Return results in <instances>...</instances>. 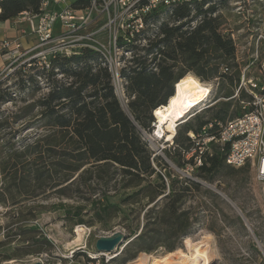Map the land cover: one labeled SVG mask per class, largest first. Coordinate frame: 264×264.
Instances as JSON below:
<instances>
[{"label": "trees", "instance_id": "obj_1", "mask_svg": "<svg viewBox=\"0 0 264 264\" xmlns=\"http://www.w3.org/2000/svg\"><path fill=\"white\" fill-rule=\"evenodd\" d=\"M228 1H184L145 18L147 27L133 38V43L138 44L124 46L131 58L118 74L126 112L115 93L112 73L93 50L82 49L68 57L58 55L49 59L48 67L37 70L30 65V71L36 70L34 76L46 81L48 92L23 111H37L35 121L45 134L20 150H9L0 161V207L17 206L45 189L55 190L58 198L69 199L67 191L80 186L73 180L76 175L79 180L100 181L105 187L115 181L123 192L117 203L103 194L82 207L60 204L64 219L75 226L82 224V215H89L93 221L89 226L99 224L106 229L113 220L125 221L130 215L142 214L143 226L139 231L126 226V244L110 264H128L140 254L179 249L176 247L197 222L187 202L199 194L216 198L199 183L212 185L225 174H235L249 166H227L224 154L212 146L211 155L203 156L202 165L192 172L199 180L183 178L153 157L141 132L153 131V111L167 104L175 85L188 74L200 82L218 81L226 86L222 95L225 101L177 126L172 146L165 152L174 169L184 170L192 163L185 160L193 147L189 133L196 135L209 123H225L241 116L237 105L248 97L241 93L237 99H230L238 86L240 70L235 62L234 42L223 28L221 12ZM87 5L88 0H77L71 7L82 9ZM38 7L39 0H3L0 22L22 12L36 13ZM161 19L167 21L160 22ZM141 42L146 44L140 47ZM118 45L123 46L121 40ZM57 75L61 80L56 79ZM34 76H29L28 87L22 81V89L37 91ZM0 100L3 101L1 96ZM207 113L210 115L205 120ZM210 133L215 134V128ZM20 209L5 228L0 226V234L4 230L0 249L14 244L0 252V264L52 253V242L37 226L22 222ZM255 253L258 254L256 250ZM82 257L88 263L96 261L83 253Z\"/></svg>", "mask_w": 264, "mask_h": 264}, {"label": "rangeland", "instance_id": "obj_2", "mask_svg": "<svg viewBox=\"0 0 264 264\" xmlns=\"http://www.w3.org/2000/svg\"><path fill=\"white\" fill-rule=\"evenodd\" d=\"M75 1L77 0H66L65 5H72ZM238 2L242 7L239 13L238 7L235 6ZM61 7H64V4ZM54 10L58 13L59 8H54ZM221 16L225 19L223 26L225 33L229 34L234 42L235 62L238 69L241 72L245 66H249L248 75L251 77L258 75L259 66L264 62V0H229L226 9L222 10ZM53 29L55 33L62 31L58 19L55 21ZM259 36H262L263 39H259ZM102 38L103 40L100 41L105 42V36ZM145 44V42H141L140 47ZM24 51L27 50H21L20 55L0 60V96L3 100H0V161L5 159L9 150H20L22 146L45 134L35 121L37 111L26 114L23 111L29 103L38 100L48 92L43 77L34 76L36 70L45 65L42 61L40 64L36 62L34 64L36 70L30 71V60L38 51L26 55L23 54ZM106 52L109 53L108 59L113 74L116 72L118 76V79L113 80L115 93L122 109L126 112V100L118 74L119 70L131 58V53L127 50H106ZM230 72L233 73L234 70L232 69ZM31 75L34 76L37 83V91L34 93L22 89L21 85L23 81L28 87L27 81ZM188 75L194 77L192 74ZM56 79L61 80V76L57 75ZM200 83L209 88L208 97L199 102L180 122H177L174 131L171 132L173 136L179 124L196 114H201L203 110L218 102L225 101L222 95L226 86L222 87L218 81ZM237 108L241 109L240 103ZM209 115L207 113L204 119H208ZM153 128L155 129V126ZM154 129L151 132H141L142 139L153 156L158 157L168 170H174L181 177L199 180L194 173L186 172V168L184 170L173 168L165 153L171 148L172 140L167 142L166 139L157 138ZM170 172L173 174L172 171ZM79 179L78 175L73 178L80 186L78 190L73 187L67 191L69 199L58 198L54 193L55 190L45 189L38 191L36 197L27 199L17 206L0 207L1 227L5 228L12 215L21 208L20 210L23 211L22 222L27 223L28 226H37L40 232L53 244L51 254L29 256L19 261L1 264H110V260L117 254H97L95 252L96 240L109 236L115 231H119L127 237L126 226L128 227V225L135 229L139 228V231L144 224L143 215L139 213L138 216L135 213L128 216L125 221L118 218L113 220L106 229L99 224L89 226L93 222L91 217L82 215V224L73 226L71 222L64 219V214L59 209L60 204L82 207L87 205V201L91 198L101 197L103 194H107L111 202L117 203L118 198L123 194L115 181L105 187L100 181ZM199 184L210 194H214L216 198L212 199L199 194L193 195L187 202L186 206L192 208L197 222L191 234L178 244L176 248L179 249L172 252L175 254L172 255L173 257L171 256L172 262L178 261L179 253L189 254L191 243L198 244V246L201 244L209 264H260L261 261L264 262V185L255 180L251 169H243L235 174H225L222 179L212 185L204 182ZM216 191L222 196L217 195ZM87 211L88 207L83 211V214ZM3 232L4 230L0 234V242L3 240L1 236ZM13 247L14 244H11L7 248L0 249V252ZM255 250L258 254L255 253ZM82 253L87 258L96 261L88 263L82 257ZM75 254H78L77 258H74ZM167 254L164 252L140 254L128 264H151L153 257L160 259Z\"/></svg>", "mask_w": 264, "mask_h": 264}, {"label": "built area", "instance_id": "obj_3", "mask_svg": "<svg viewBox=\"0 0 264 264\" xmlns=\"http://www.w3.org/2000/svg\"><path fill=\"white\" fill-rule=\"evenodd\" d=\"M184 1L190 0H88L85 8L74 9L65 5L66 0H39L36 13L22 12L11 20L0 22L9 25L16 35L0 39V60L20 55L21 50H27L24 55L38 51L29 66L42 61L48 67L51 58L68 57L82 49H90L102 57L115 80L118 76L116 72L113 74L106 50H125L124 46L138 44L133 43V38L147 27L144 23L147 16ZM2 2L0 0V15ZM235 6L239 13L241 4L238 2ZM54 8H59L58 13ZM57 19L62 28L59 33L53 29ZM104 36L105 42H101ZM28 38L33 39V43L24 47L21 40ZM259 39L263 37L259 36ZM120 40L121 47L118 45ZM248 71L249 66L241 70L238 86L230 98L237 99L241 93L247 95L248 99L239 102L241 116L225 123H209L198 134H188L193 147L185 154V160L192 161L186 172L192 173L200 167L202 157L210 156L212 146H215L224 154L227 166L239 169L248 165L255 180L264 185V62L259 66L258 75L251 77ZM214 128L215 134H211L210 130Z\"/></svg>", "mask_w": 264, "mask_h": 264}, {"label": "bare ground", "instance_id": "obj_4", "mask_svg": "<svg viewBox=\"0 0 264 264\" xmlns=\"http://www.w3.org/2000/svg\"><path fill=\"white\" fill-rule=\"evenodd\" d=\"M209 93V88L191 75H186L178 81L175 85V92L167 104L153 111L155 136L166 139L167 142L171 141L174 137L171 132L174 131L177 122H180L199 102L204 101ZM200 245L191 243L190 253H179L177 262L171 260V256L175 254L168 253L160 259L153 257L151 264H209L206 252L202 250Z\"/></svg>", "mask_w": 264, "mask_h": 264}, {"label": "water", "instance_id": "obj_5", "mask_svg": "<svg viewBox=\"0 0 264 264\" xmlns=\"http://www.w3.org/2000/svg\"><path fill=\"white\" fill-rule=\"evenodd\" d=\"M175 92V87L173 90V94ZM217 195L221 196L218 192ZM234 209L239 212L235 207ZM127 241V237L119 232L115 231L111 235L106 237H100L95 242V252L99 255L104 254H118L122 251Z\"/></svg>", "mask_w": 264, "mask_h": 264}, {"label": "crops", "instance_id": "obj_6", "mask_svg": "<svg viewBox=\"0 0 264 264\" xmlns=\"http://www.w3.org/2000/svg\"><path fill=\"white\" fill-rule=\"evenodd\" d=\"M25 25L22 26V28H24ZM16 35H15V32L13 31V29H11L9 27V25L7 24H0V39H3V38H14ZM22 42V45L24 47H27L28 45H31L33 43V39H22L21 40Z\"/></svg>", "mask_w": 264, "mask_h": 264}]
</instances>
